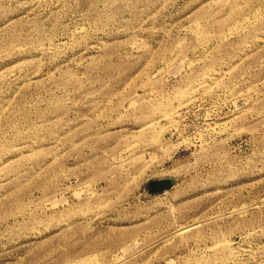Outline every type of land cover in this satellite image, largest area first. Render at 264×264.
Returning <instances> with one entry per match:
<instances>
[{
    "label": "rangeland",
    "instance_id": "obj_1",
    "mask_svg": "<svg viewBox=\"0 0 264 264\" xmlns=\"http://www.w3.org/2000/svg\"><path fill=\"white\" fill-rule=\"evenodd\" d=\"M0 264H264V0H0Z\"/></svg>",
    "mask_w": 264,
    "mask_h": 264
},
{
    "label": "water",
    "instance_id": "obj_2",
    "mask_svg": "<svg viewBox=\"0 0 264 264\" xmlns=\"http://www.w3.org/2000/svg\"><path fill=\"white\" fill-rule=\"evenodd\" d=\"M173 184L171 179L155 180L148 183V189L151 193H159L169 189Z\"/></svg>",
    "mask_w": 264,
    "mask_h": 264
}]
</instances>
